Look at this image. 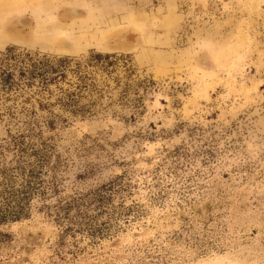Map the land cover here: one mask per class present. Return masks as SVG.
<instances>
[{
  "label": "rangeland",
  "instance_id": "rangeland-1",
  "mask_svg": "<svg viewBox=\"0 0 264 264\" xmlns=\"http://www.w3.org/2000/svg\"><path fill=\"white\" fill-rule=\"evenodd\" d=\"M160 1L0 33V264H264V0Z\"/></svg>",
  "mask_w": 264,
  "mask_h": 264
},
{
  "label": "flooded vegetation",
  "instance_id": "flooded-vegetation-1",
  "mask_svg": "<svg viewBox=\"0 0 264 264\" xmlns=\"http://www.w3.org/2000/svg\"><path fill=\"white\" fill-rule=\"evenodd\" d=\"M138 1H140V3L143 2L142 4H140L143 7H137L136 5H134V9L132 10V4L128 5V0H75L72 1L74 2V4L71 6V8H60L58 6V0H0V20H3L1 22V26L3 27V29H0V33L3 39L10 40L16 38H23V41H21L22 46H31L33 44L35 45V43L37 42V40L34 39L37 37L36 33H42L47 30L45 26H38L37 18H40V22H43L44 20L41 17L45 15L49 19L51 18V22L53 21L54 24L57 23L60 26V29H62L68 24L80 23L83 20L85 21V17H87L88 14L89 16L94 15L91 12V8H95L100 11L98 17H115L116 19H118L117 22L120 25L119 28H117L115 31L111 32L108 36L103 38L104 40H106L107 46L102 47H134L133 44L138 41L139 33L141 30L134 26L129 27L128 24H141V22L138 21V16H142L140 14L143 13V11L147 10L148 7H145L144 4L148 6L151 0ZM163 1L161 0L160 2ZM170 1L175 0H168V6H172L175 4V2ZM85 2H89V6H86ZM51 8H56L58 10L56 13H51ZM39 9L43 11V14L39 12ZM219 9L220 6L217 2H210L206 4V6L201 3H198L196 5L193 4L192 7L193 12L197 15H216L219 12ZM13 10L15 12L23 10L24 12H16L17 15H14L13 13H10V11ZM103 10L107 13L102 12ZM113 10H118L116 14H113L115 16H112V14H110V12H112ZM129 12H132V16L134 17H132L131 15L128 16ZM7 15L13 16L6 19ZM71 15L73 17H70ZM136 17L137 19L134 20L133 18ZM10 26L17 27L18 30H10ZM130 38H132V43L129 42ZM57 46L58 44L57 42H55L51 47L57 49ZM92 46L95 48H99L94 44Z\"/></svg>",
  "mask_w": 264,
  "mask_h": 264
},
{
  "label": "crops",
  "instance_id": "crops-1",
  "mask_svg": "<svg viewBox=\"0 0 264 264\" xmlns=\"http://www.w3.org/2000/svg\"><path fill=\"white\" fill-rule=\"evenodd\" d=\"M110 1H112V0H110Z\"/></svg>",
  "mask_w": 264,
  "mask_h": 264
},
{
  "label": "water",
  "instance_id": "water-1",
  "mask_svg": "<svg viewBox=\"0 0 264 264\" xmlns=\"http://www.w3.org/2000/svg\"><path fill=\"white\" fill-rule=\"evenodd\" d=\"M67 47H69V46H67Z\"/></svg>",
  "mask_w": 264,
  "mask_h": 264
}]
</instances>
